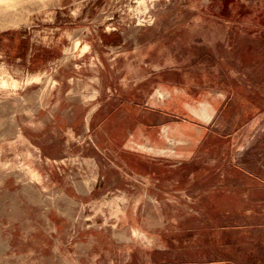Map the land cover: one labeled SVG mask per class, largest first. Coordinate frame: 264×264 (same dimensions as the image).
Segmentation results:
<instances>
[{
    "label": "rangeland",
    "instance_id": "rangeland-1",
    "mask_svg": "<svg viewBox=\"0 0 264 264\" xmlns=\"http://www.w3.org/2000/svg\"><path fill=\"white\" fill-rule=\"evenodd\" d=\"M0 264H264V0H0Z\"/></svg>",
    "mask_w": 264,
    "mask_h": 264
},
{
    "label": "crops",
    "instance_id": "crops-1",
    "mask_svg": "<svg viewBox=\"0 0 264 264\" xmlns=\"http://www.w3.org/2000/svg\"><path fill=\"white\" fill-rule=\"evenodd\" d=\"M168 88L169 92H171V88L170 86L169 87H166ZM189 95L186 93V92H182V93H177L176 94H173L172 97L165 101L162 110H163V113H161L164 118L168 117L170 118V116H168L166 113H169L170 115H177V114H180L179 112H182V114H184L185 112H189L188 109H187V106L189 104H191V102L189 101ZM211 102V110L209 111L208 110V113L210 114V119H212L214 116H215V109L218 108L221 104V100L219 99H216L214 101H210ZM176 103V104H175ZM148 112H152V111H143V115H147ZM153 113V112H152ZM142 115V114H141ZM140 115V116H141ZM142 115V116H143ZM183 116V115H182ZM142 118V117H140ZM186 120H189L186 118ZM195 119H194V124L190 123V122H186V121H183V122H180V123H174L172 121H168V122H165L163 123L161 126H157L154 121H149V120H142V119H139V117L137 118V120L135 121L136 125L138 126H134L132 132H133V135L130 137V140L132 139V137H134L136 139L137 142L135 143H148L150 145H152L153 147H156V148H162L164 146V140L162 139L161 137V131L163 128L165 127H168V128H178V129H187L189 131V134L193 135L196 139L195 143L194 144H191V147L188 148L185 152V157L183 158H180L179 160H182L184 162H187V161H190L195 152L197 150H199V145L202 144L203 141L206 140V137H207V127H205V125L202 123V122H199V121H196L195 123ZM211 121V120H210ZM160 128V129H158ZM207 132V133H206ZM130 134V131L128 132L127 136L124 138L125 140H127L128 136ZM124 140V141H125ZM148 157H146V155H143L142 158L145 159V160H148L150 163L147 164V169H146V173L151 176V178H154V177H164L165 174H163L162 176L158 174V172H168V170H164V169H155L156 168V164L157 165H163L162 163H153L154 161H158L156 160V156L157 155H154V154H151V155H147ZM167 166V165H166ZM205 166V165H204ZM139 170L138 167H134L132 170H130L131 173H134V172H137Z\"/></svg>",
    "mask_w": 264,
    "mask_h": 264
},
{
    "label": "trees",
    "instance_id": "trees-1",
    "mask_svg": "<svg viewBox=\"0 0 264 264\" xmlns=\"http://www.w3.org/2000/svg\"><path fill=\"white\" fill-rule=\"evenodd\" d=\"M220 227H222V226H220ZM224 237H222V245H221V247H220V250H223V248H225V247H228L229 245H231L229 242L227 243H225L224 242V240L226 239L227 240V238H225V239H223ZM227 241H229V240H227ZM229 244V245H228ZM248 255H250V258H252V253L250 252V253H248ZM229 258V257H228ZM247 258H249V257H247ZM227 261H230V258L227 260Z\"/></svg>",
    "mask_w": 264,
    "mask_h": 264
}]
</instances>
